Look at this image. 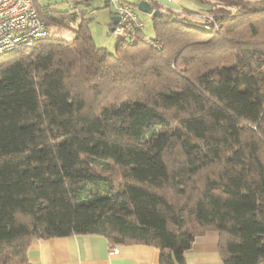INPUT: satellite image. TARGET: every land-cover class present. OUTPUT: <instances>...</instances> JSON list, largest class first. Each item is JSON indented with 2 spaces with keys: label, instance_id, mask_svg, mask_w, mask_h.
<instances>
[{
  "label": "trees",
  "instance_id": "16d2710c",
  "mask_svg": "<svg viewBox=\"0 0 264 264\" xmlns=\"http://www.w3.org/2000/svg\"><path fill=\"white\" fill-rule=\"evenodd\" d=\"M71 1L36 8L49 36L0 54V264L72 234L187 264L207 230L222 264H264V0H198L215 32L147 0L153 36L113 52L79 13L93 0Z\"/></svg>",
  "mask_w": 264,
  "mask_h": 264
},
{
  "label": "crops",
  "instance_id": "0c3cea01",
  "mask_svg": "<svg viewBox=\"0 0 264 264\" xmlns=\"http://www.w3.org/2000/svg\"><path fill=\"white\" fill-rule=\"evenodd\" d=\"M113 1H124L131 5L135 2L133 6L139 11L136 4L140 0H101L97 2L98 7H93L90 1L88 4L80 5L83 12L79 11L89 18L87 27L95 44L106 46L108 50L116 44L119 37V34L113 31L115 24L113 23L115 14L111 4ZM158 1L162 10L196 23H198V12L204 11L201 9L207 7L198 0ZM33 3L36 8L64 10L71 7L68 1L38 5L37 1L33 0ZM145 15L152 17L148 13ZM71 26L73 27V24ZM64 30L66 29L60 31L61 36ZM113 248L115 249L112 251L104 237L94 234L37 239L33 241L27 252V264H158L159 249L154 246L120 244ZM184 257L187 264H222L217 233L207 230L197 235L184 252Z\"/></svg>",
  "mask_w": 264,
  "mask_h": 264
},
{
  "label": "built area",
  "instance_id": "2783aa9c",
  "mask_svg": "<svg viewBox=\"0 0 264 264\" xmlns=\"http://www.w3.org/2000/svg\"><path fill=\"white\" fill-rule=\"evenodd\" d=\"M111 4L114 14L119 18L113 29L115 33L122 35L133 29L144 28V22L133 5L124 1H113ZM198 16H202L198 22L204 28L211 32L218 30L220 22L212 14ZM49 34L45 22L38 16L33 0H0V54L25 51ZM145 39L149 40L147 37ZM114 249L111 248L112 251Z\"/></svg>",
  "mask_w": 264,
  "mask_h": 264
},
{
  "label": "rangeland",
  "instance_id": "374dc122",
  "mask_svg": "<svg viewBox=\"0 0 264 264\" xmlns=\"http://www.w3.org/2000/svg\"><path fill=\"white\" fill-rule=\"evenodd\" d=\"M37 1V3H38V5H43V4H45V3H47V2H49V3H54V2H59V3H61V2H63V1H68V3L69 4H72V1L71 0H36ZM98 1H101V0H93L92 1V5H93V7H98L97 6V2ZM155 1H158V0H155ZM159 2V1H158ZM134 4H135V2H134ZM201 12V11H200ZM200 12H198V14H211L210 12H207V11H202L201 13ZM138 14H139V16H140V18L142 19V21L144 22V28L142 29L143 30V33H144V35H146L147 37H152L153 36V32H152V20H151V17H147L146 15H145V13H143V12H140V11H138ZM213 15V14H212ZM214 16V15H213ZM215 17V16H214ZM202 18V16H198V19H201ZM189 20V19H188ZM71 30L70 29H66V30H64V32H63V37H65V38H67V39H71V37H72V34H71ZM106 47V46H105ZM114 47H115V44H114V46L110 49V51L111 52H113L114 51Z\"/></svg>",
  "mask_w": 264,
  "mask_h": 264
},
{
  "label": "water",
  "instance_id": "95a60500",
  "mask_svg": "<svg viewBox=\"0 0 264 264\" xmlns=\"http://www.w3.org/2000/svg\"><path fill=\"white\" fill-rule=\"evenodd\" d=\"M136 7L139 11L144 12V13H148L153 17H159L161 16V12L157 9H152V6L150 4V2H148L147 0H140L137 2ZM119 20L118 16L115 15L113 17V23H117Z\"/></svg>",
  "mask_w": 264,
  "mask_h": 264
}]
</instances>
